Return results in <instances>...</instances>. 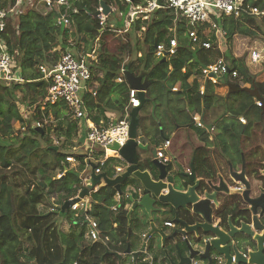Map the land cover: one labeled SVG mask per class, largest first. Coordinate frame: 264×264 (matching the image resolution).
<instances>
[{"label": "trees", "instance_id": "1", "mask_svg": "<svg viewBox=\"0 0 264 264\" xmlns=\"http://www.w3.org/2000/svg\"><path fill=\"white\" fill-rule=\"evenodd\" d=\"M20 1L0 0V9L8 14L4 39L16 63V75L23 80L0 84V264H129L130 258L119 257L129 247L134 248V228L139 220L134 217L132 234L126 232L129 211L120 210L116 215L110 210L115 203L114 188L101 187L92 196L90 214L98 222L105 243L88 244L87 225L81 213L70 209L62 213L64 204L75 199L84 188L79 175L70 170L67 154L62 150L74 145L81 128L64 103L48 104L42 110L50 84L40 67L56 66L66 49L78 48L82 56L71 51L77 58L88 57L92 78L81 95L96 124L109 111L121 118L129 107L130 87L124 77L123 82H118L123 69L135 76L147 74L148 101L139 114L141 140L148 139L142 141L144 144L159 146L170 139L168 134L177 127H193L195 116L206 119L210 113L218 117L213 125L217 128L258 127L264 123V108L257 106V99L264 97V21L248 14L239 18L223 15L219 23L226 50L222 51L214 44L215 39L214 43L209 39L212 34L209 37L204 34L208 26L195 28L186 20L177 19L172 10L158 9L149 20L137 19L126 32L125 28L110 25L109 20L103 28L97 18L103 4L111 13L115 9L127 10L132 4L126 0H66L58 10L48 7L46 0L21 6ZM147 1L151 0H134L133 6H146ZM247 4L263 8L264 0H247ZM26 6L27 9H21ZM62 16L69 19V25L59 24ZM174 29L175 34L171 32ZM195 29L201 39L199 44H193L188 35ZM174 37L178 40L177 54L166 61L157 59L156 46L169 44ZM70 38H75L74 45L69 44ZM111 39L115 48L109 46ZM208 40L214 44L211 50L202 45ZM91 42L94 58L89 56ZM254 52L259 54L256 62L252 60ZM221 58L231 73L218 85L206 81L202 96V71ZM233 72L239 76L232 77ZM191 78L194 81L190 86L187 82ZM177 84L187 92L186 100L183 90L174 92ZM221 87L228 89L227 99L222 102L216 92ZM18 103L33 108L34 112L26 132L16 134V125L25 124ZM219 110L223 113L219 114ZM49 116L54 120L56 134L64 139L62 145H55L47 133L33 126ZM242 118L246 125L240 122ZM203 141L205 145L195 152L199 175L208 171L204 151L214 145L207 138ZM55 146L59 147L57 151L53 149ZM118 162L121 161L111 159L104 168L109 177H114L113 166L119 165ZM60 171L64 172L62 179L50 175ZM54 196L57 199L52 201ZM116 222L118 229L114 228Z\"/></svg>", "mask_w": 264, "mask_h": 264}, {"label": "built area", "instance_id": "2", "mask_svg": "<svg viewBox=\"0 0 264 264\" xmlns=\"http://www.w3.org/2000/svg\"><path fill=\"white\" fill-rule=\"evenodd\" d=\"M131 5L130 25L137 20L143 21L149 20L151 15L158 9H167L175 12L177 19L186 20L188 24L194 26H208L204 28V34L209 37L211 34L218 35L222 32V28L219 23V19L223 15H234L239 18L245 14L259 18L264 21V7H252L247 4V0H151L147 1L146 6H133L134 0H126ZM159 1L162 3L159 5ZM48 7L53 9H60L61 6L66 4V0H46ZM105 9L100 8L97 18L99 19L100 26L105 27L109 20L108 15L104 13ZM8 14L6 11L0 9V84L10 85L23 83V80L16 75V63L9 53L7 43L4 39V33L7 28L6 18ZM60 25L67 26L70 24L69 19L66 16H62L59 21ZM128 30V29H127ZM126 30V32H127ZM175 32L176 30H172ZM223 33V32H222ZM189 38L193 44L201 43V39L198 35V31L195 29L188 33ZM203 47L207 50L213 48V44L210 40L204 42ZM220 46V45H219ZM178 51V40L176 37L172 38L169 44H160L156 46L155 57L157 59H164L165 57H173ZM94 51L90 57H93ZM259 58L257 52L253 53V62H256ZM41 73L44 75V79L50 84L47 91V95L42 102V110L50 105H56L64 103L67 112L76 120L87 119V110L82 98V91L85 89L87 83L91 80V72L86 58H77L71 51H65L59 62L54 67L41 66ZM125 69L122 70V76L118 79V82H123ZM231 70L226 64L225 60L221 58L218 62L204 68L202 71L203 80L210 82L213 85H218L220 80L230 75ZM239 74L237 72L232 73V77L237 78ZM125 78V77H124ZM248 76L244 75V79L248 80ZM178 88H174L177 91ZM205 93V84L200 89V94L203 96ZM97 95V92H93ZM139 91L130 88V103L126 110V113L119 118L115 124L107 126L106 123L95 124L93 123L87 130L86 137L79 139L71 147L63 148L66 155V162L70 166V170L79 175V178L84 185V188L79 192L75 199H77L80 193L89 185V181L86 179V175L91 173V166H95L96 175L106 174L104 168L110 162L111 159H118L123 164L114 165L113 179L123 174L128 167V164L121 158L118 152L112 150L114 145H118L120 148L124 147L130 140V121L131 111L130 109L140 106L141 101L138 98ZM257 106L264 108L263 99L257 100ZM22 119L25 124L18 123L15 127L16 133H25L30 121V116L33 114V108L20 106ZM241 123L246 124L245 119H240ZM54 120L52 116L44 117L33 124L37 130L42 133H47L50 140L55 145H62L64 139H60L53 128ZM194 123L200 128H204V123L200 116L194 117ZM171 140H165L157 150V158L163 164H169L170 156L168 150L171 147ZM57 146V147H58ZM101 153V155H97ZM81 158V160L79 159ZM84 168L80 170V167ZM54 179H62L64 172L50 174ZM106 186L102 181L100 185L90 190V195L81 199L79 203L71 207L72 212L81 213L83 215V221L88 227L87 239L92 244L105 243L106 241L101 237V230L98 222L91 216L92 212V196L97 194L101 187ZM142 198V189L128 188L123 189L122 192L116 191L114 198L115 203L110 210L119 215L120 210L128 212L133 203L140 202ZM74 200V199H73ZM166 227L173 228L172 222H167ZM114 228H119V223H114ZM141 239L144 241L143 248L139 252L144 256L149 255L148 245L151 243L149 236L146 234L141 235ZM193 264H198L196 261Z\"/></svg>", "mask_w": 264, "mask_h": 264}, {"label": "water", "instance_id": "3", "mask_svg": "<svg viewBox=\"0 0 264 264\" xmlns=\"http://www.w3.org/2000/svg\"><path fill=\"white\" fill-rule=\"evenodd\" d=\"M161 4L159 1V5ZM103 8L105 15L111 13L104 4ZM93 43L89 45L90 55L93 53ZM166 60L167 57L163 59V61ZM124 76L129 87L139 91L138 98L141 101L140 106L133 108L130 114V140L122 148L118 145L112 147V150L118 152L125 160L128 167L123 174L110 179L106 174L96 175L95 166L92 165L91 183L77 199L64 204L62 213L89 196L90 190L100 185L102 181L106 186L121 193L124 184L129 179H133L142 189V198L140 202H134L128 212L129 234H132L131 222L134 217L141 224H149L152 228L149 235L159 234L162 237V246L169 264H193L194 260H200L206 264H258L255 257L259 254L251 253L248 258H245L239 252V245L235 238L245 233L235 232L234 229L228 232L221 227L224 211L220 198L230 192L225 179L220 175L217 181H208L199 175L195 167V154L192 157L189 171L176 165L178 170L174 173L170 165L177 163V159L172 157L169 164H163L157 159L156 148L152 150L149 144L138 141L141 126L139 114L148 101L146 96L149 87L148 75L135 76L125 70ZM145 77H147L146 80H144ZM205 127L208 130L213 128L212 125H205ZM53 149L57 151L58 147H53ZM234 193H240V190ZM162 213L173 214V223L179 228L170 236H166L155 227L156 217ZM180 242L185 243L188 257L179 247ZM127 253L131 254L130 247ZM172 255L174 257H171ZM134 256L137 258L139 253H134Z\"/></svg>", "mask_w": 264, "mask_h": 264}, {"label": "flooded vegetation", "instance_id": "4", "mask_svg": "<svg viewBox=\"0 0 264 264\" xmlns=\"http://www.w3.org/2000/svg\"><path fill=\"white\" fill-rule=\"evenodd\" d=\"M200 130L202 140L207 138L214 144L204 151L208 171L200 175L208 181H217L221 175L230 191L220 198L224 211L221 227L228 232L234 229L235 232L245 233L235 238L239 252L245 258L251 253H257L256 261L264 264V123L251 128L237 126ZM195 137L198 140L197 134ZM222 141L227 144L218 146L217 142ZM221 168L225 170L223 174H220ZM238 190L240 193L235 194ZM169 218L172 222L173 214ZM170 229L172 235L179 228L174 224Z\"/></svg>", "mask_w": 264, "mask_h": 264}, {"label": "crops", "instance_id": "5", "mask_svg": "<svg viewBox=\"0 0 264 264\" xmlns=\"http://www.w3.org/2000/svg\"><path fill=\"white\" fill-rule=\"evenodd\" d=\"M30 1V3H29V5H31V0H21L20 1V3H19V5L21 6L23 3V5H28V2ZM27 7L28 6H26V7H24V8H21V9H27ZM30 7V6H29ZM114 27H117V24H114ZM126 30L127 29H129L128 27L127 28H125ZM128 31V30H127ZM142 31H145V28H142ZM172 33H174L175 34V32H173V31H171ZM211 36H213L212 38H211ZM210 36V38L209 39H211V41L213 42V40L212 39H215V43L214 44H216V45H220L219 47L220 48H222V51H224V50H226V46H225V39H224V33H222V32H220V33H218V35H214V34H212ZM141 39H143V38H141ZM212 43V44H213ZM69 44H71V45H74V42H72V41H69ZM213 44V45H214ZM68 48V47H67ZM70 49V48H69ZM69 51H72V52H74L77 56H82V54H81V52H80V50L78 49V48H73V49H70ZM139 57H141V54H139L138 55ZM16 68H17V66H16ZM125 77V76H124ZM126 79V78H125ZM147 79V77H145L144 78V80H146ZM222 80V79H221ZM193 81H194V79L193 78H191V79H189L188 80V85H192V83H193ZM149 82V81H148ZM200 84H201V88L204 86V84H205V81L203 80L202 82L200 81ZM176 88H178V90L177 91H174L175 93H179V91H182L183 89H181L180 88V85L179 84H177L176 86H175ZM217 87V86H216ZM93 92V91H92ZM182 92H184V95H185V100L187 99V92L185 91V90H183ZM216 92H217V95H218V97L220 98L219 100L222 102V101H224V99H227V95H228V89L227 88H225V87H221V88H218V89H216ZM258 100V99H257ZM185 104V103H184ZM220 112H219V114H222L223 112L221 111V110H219ZM217 112V111H216ZM87 115H88V117H87V119H84V120H79V122H80V128H81V131H80V138L81 139H84L85 137H86V134H87V130L89 129V127L94 123L91 119L92 118H90V116H89V114H88V111H87ZM209 115H212L211 113L209 114ZM212 116H214L213 117V120H214V122L211 124V123H208L207 122V118H208V116L206 117V119H204V118H202L201 116V119L204 121V123H205V125H212V127H214L213 125L215 124V122H216V120L218 119V117H217V115H215V114H213ZM117 120H118V115L116 114V113H114V112H111V111H109V112H106V114L102 117V118H100L99 119V121H100V123H106V125L107 126H109V125H112V124H115L116 122H117ZM99 123V124H100ZM96 124V123H95ZM243 124V123H242ZM200 129H202V128H200V127H198V126H196L195 124L193 125V127H190V126H185V127H177L175 130H173V131H171V133L172 134H168V136L169 137H171L170 138V140H171V147L169 148V153H168V155L169 156H171V157H173V158H175V159H177L176 158V154H174V141H173V136H180L181 134L182 135H184V137L186 136L187 138H192V137H195V135L197 134L198 135V140L196 139V137H195V141L198 143V144H201V145H203L204 144V141L202 140V138H201V136H200V133L202 132ZM205 129V128H204ZM175 131V132H174ZM175 133H176V135H175ZM191 134H192V136H191ZM79 139V138H78ZM78 139H75V141H74V143L78 140ZM200 142V143H199ZM163 143V142H162ZM161 143V144H162ZM161 144H159V145H161ZM187 145V144H186ZM185 145V146H186ZM192 145V146H191ZM191 145H189V147L188 148H186V150L184 151V152H182V153H179V159H177V163L176 162H174L173 164H172V167H173V170H174V173H176V170H178V167L176 166V165H179V167H183V168H185L186 169V171H189V169H190V163H191V160H192V157H193V155L195 154V152H196V150L198 149V148H201V147H203V146H199V145H193V144H191ZM69 145H68V150H69ZM224 163V162H223ZM120 165V164H119ZM222 167H224V164H222ZM225 172V170L223 169V168H221V170H220V174H223ZM107 176H108V174H106ZM109 177V176H108ZM110 179H112L111 177H109ZM86 179H87V181H89V183H91V173L90 174H87L86 175ZM159 218V217H158ZM166 221H170V218L168 219V220H166ZM165 221V222H166ZM141 225V224H140ZM144 225H146L148 228H149V230L150 229H152L151 227H150V225L149 224H143L142 226H144ZM87 232H88V227H87ZM126 232H128L129 233V229L126 231ZM143 233L142 234H146V233H148L149 231H147V232H145V231H142ZM141 234V235H142ZM141 235H140V238H141ZM154 236V235H153ZM136 238V237H135ZM86 240L88 241V239H87V237H86ZM153 241V240H152ZM88 244H92L90 241H88ZM92 245H95V244H92ZM133 253H139L140 251H141V249L143 248V245H139L136 241H135V239H134V244H133ZM162 249H163V251H160V254L158 255V254H156V247H155V245H152L151 243L148 245V252H149V255H146V256H144V255H142V254H139V256L137 257V258H135V257H133L132 255H127V253H125V254H123V255H120V257H122L121 259H125V258H130V260H129V264H169V262H168V260L166 259V260H164L163 261V255H164V253H165V250H164V247L162 246Z\"/></svg>", "mask_w": 264, "mask_h": 264}, {"label": "rangeland", "instance_id": "6", "mask_svg": "<svg viewBox=\"0 0 264 264\" xmlns=\"http://www.w3.org/2000/svg\"><path fill=\"white\" fill-rule=\"evenodd\" d=\"M35 1L36 0H31L32 4ZM29 3H30V1L28 2V4ZM131 13H132L131 6L127 10L122 11V12L115 9L114 13H111V15L109 17V22H110L109 24L110 25H113V26H114V24H117V27L118 28H121V29L127 28L130 25V16H131ZM173 14H174V16H176L175 15V12H173ZM69 41L75 42V38H70ZM109 43H110V45H109L110 47L115 48V41H114V39H111L109 41ZM66 50L68 51V49H66ZM86 60H88V57L86 58ZM20 106H24V105L18 103L19 111H20ZM153 111H154V109L152 110V113H153ZM20 113H21V111H20ZM213 117L214 116L209 115L208 118H207V122L212 124L214 122ZM141 131L142 130L139 129V134L140 135H142V132ZM170 134H172V133H170ZM175 135H176V133H175ZM191 136H192V134H191ZM172 138H173V141H174V154H176V158L177 159H179V153L184 152L186 150V148L189 147V145H191V144H193V145H199V146L201 145V144H198L195 141V137L187 138L186 136L184 137V135L181 134L180 136H173ZM147 140L146 139L143 140V138H142V141H144V142L147 141ZM148 144L150 145L151 149L153 150L154 148H152V147L154 145L153 144H150V143H148ZM155 146H158L157 143H155ZM62 150H63V148H62ZM168 153H169V151H168ZM118 164H123V163L122 162H118ZM170 167H172V166L170 165ZM138 186H139V184H137V182L135 180H133V179H129V181L126 184H124V188L125 189H128V188H134V189H136V188H138ZM56 199H57V197L54 196L52 198V201H55ZM168 219H169V215L166 214V213H162V214H160L159 218L156 217V220H155V223H154L155 224V227L158 230H160L161 232H163L166 236L167 235H170L171 232H172L170 228H167L165 226V221L168 220ZM62 222H63V220H62ZM139 223H138V227L134 228V232H135V235H136L135 241L141 246V245H144V241L140 238V235L143 233L142 231H145V232L149 231V228L146 225L142 226L143 224L140 223L141 224L140 225ZM152 240L153 241H151V244L152 245H155V247H156V254L159 255L160 254V251H163V249H162V244H163L162 237L159 234H155L153 236ZM179 247L184 251V255L188 257L187 247H186L185 243H181L180 242L179 243ZM195 247H198V246H195ZM171 257H174V255H172ZM166 259H167V256H166V253H164V255H163V261L166 260ZM73 264H78V263L77 262H74ZM202 264H205V263H202Z\"/></svg>", "mask_w": 264, "mask_h": 264}, {"label": "clouds", "instance_id": "7", "mask_svg": "<svg viewBox=\"0 0 264 264\" xmlns=\"http://www.w3.org/2000/svg\"><path fill=\"white\" fill-rule=\"evenodd\" d=\"M132 110H133V109H132ZM131 112H132V111H131ZM202 122L204 123L203 120H202ZM240 122H241V121H240ZM246 124H247V121H246ZM246 124H243V125H246ZM204 126H205V123H204ZM204 128H206V127H204ZM138 141H139V142H142L141 137L138 139ZM143 144H144V143H143ZM153 145H154V144H153ZM161 145H162V144H161ZM161 145H159V146H161ZM159 146H155V145H154V148H156V149L158 150ZM55 147H57V146H55ZM58 149H59V147H58ZM171 158H172V157L170 156V161H171ZM157 159H158V158H157ZM159 161H160V160H159ZM160 162H161V161H160ZM161 163H162V162H161ZM169 163H170V162H169ZM112 179H113V178H112ZM123 187H124V186H123ZM123 187H122V188H123ZM72 200H73V199H72ZM70 210H71V208H70ZM167 222H171V221H166L165 224H166ZM172 222H173V221H172ZM165 226H166V225H165ZM150 231H151V229L149 230V232H150ZM149 232H148V233H149ZM148 233H147V235L149 236V238H150V242H151V241H152V238H151V236H150ZM127 255H132L133 257H135V256H134V253H133L132 251H131V254H128V253H127ZM194 262H195V261H194ZM196 262H197V261H196Z\"/></svg>", "mask_w": 264, "mask_h": 264}]
</instances>
